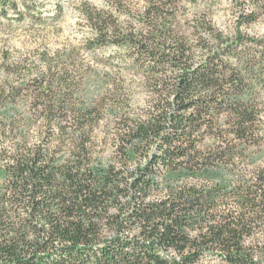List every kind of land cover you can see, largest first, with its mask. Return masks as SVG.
Wrapping results in <instances>:
<instances>
[{
	"label": "trees",
	"instance_id": "obj_1",
	"mask_svg": "<svg viewBox=\"0 0 264 264\" xmlns=\"http://www.w3.org/2000/svg\"><path fill=\"white\" fill-rule=\"evenodd\" d=\"M104 2L83 7L85 48L125 52L149 100L87 103L73 50L0 79V264H264V164L250 166L264 151V49L244 52L205 17L180 27L175 0H144L127 24V4ZM31 4L0 0V13ZM106 114L115 163L99 148Z\"/></svg>",
	"mask_w": 264,
	"mask_h": 264
},
{
	"label": "rangeland",
	"instance_id": "obj_2",
	"mask_svg": "<svg viewBox=\"0 0 264 264\" xmlns=\"http://www.w3.org/2000/svg\"><path fill=\"white\" fill-rule=\"evenodd\" d=\"M122 1L123 5H128L125 8L128 16L122 19H125L123 23L127 24L140 13L144 0ZM175 1L174 9L180 27L184 28L190 22L205 17L211 19L215 27L226 36L234 38L242 34L243 38L237 44L244 52L256 53L264 49L256 43L257 40L264 43V0ZM85 4L97 9L108 8L104 0H33L30 6L31 13H25L23 9L21 14L13 9L0 13V79L7 80V83L12 82L16 70L13 65L20 61L19 66L32 65L33 61H40L39 53L42 51L47 50L51 53L65 51L62 55L65 58L66 51L73 50L82 63L81 93L87 103L95 101L97 106H100L103 96L106 97L108 94L107 97L112 96L113 99L114 94L123 93L120 95L124 99L121 102L128 106L131 104L134 107L146 106L151 92L141 71L129 66L125 52L111 46L95 51L86 50L85 40L92 36V32L82 14ZM241 13H255L256 20L250 25L240 26L238 16ZM27 75V79L31 80L32 74ZM260 92L258 91L256 96L262 98L264 107V86ZM118 103L113 102L115 105ZM19 108L25 109L26 104L20 102ZM107 114L97 131L99 141L104 139L99 148L105 152L103 155L105 161L112 157L110 160L115 163L111 125L107 124L111 119L113 121L114 114L110 117ZM262 118L264 128V110ZM253 162L250 164L251 168L264 164V151ZM255 240L259 242L258 244L253 241V244H256V252H261L264 258V228Z\"/></svg>",
	"mask_w": 264,
	"mask_h": 264
}]
</instances>
